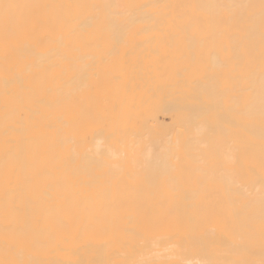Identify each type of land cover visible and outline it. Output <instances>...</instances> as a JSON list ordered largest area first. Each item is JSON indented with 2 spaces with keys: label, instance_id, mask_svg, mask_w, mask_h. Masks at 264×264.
<instances>
[{
  "label": "bare ground",
  "instance_id": "6f19581e",
  "mask_svg": "<svg viewBox=\"0 0 264 264\" xmlns=\"http://www.w3.org/2000/svg\"><path fill=\"white\" fill-rule=\"evenodd\" d=\"M0 264H264V0H0Z\"/></svg>",
  "mask_w": 264,
  "mask_h": 264
}]
</instances>
